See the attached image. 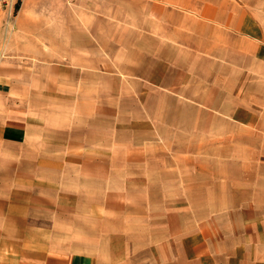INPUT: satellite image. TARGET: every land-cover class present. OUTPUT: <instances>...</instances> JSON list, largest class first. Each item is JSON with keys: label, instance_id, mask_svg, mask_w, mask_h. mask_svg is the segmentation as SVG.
<instances>
[{"label": "crops", "instance_id": "obj_1", "mask_svg": "<svg viewBox=\"0 0 264 264\" xmlns=\"http://www.w3.org/2000/svg\"><path fill=\"white\" fill-rule=\"evenodd\" d=\"M16 10V35L27 38L33 15L19 3ZM69 14V29L60 27L66 40L48 54L40 47L26 53L13 42L0 53V264H264L262 207L225 209L200 224L140 237L123 227L120 200L106 196L122 193L121 177L135 192L164 173L147 166L146 145L119 149L117 129L148 128L155 95L192 102L182 94L201 85L187 61L205 48L200 20L184 10L172 20L170 7L149 0L139 13L143 22H119L112 42L95 16L81 27L75 8ZM213 22L227 38H213L211 50L219 44L239 55L241 27L229 18ZM250 40L244 54L255 56ZM127 97L138 100V120L124 105ZM124 144L133 147L131 139ZM135 161H143L137 176Z\"/></svg>", "mask_w": 264, "mask_h": 264}, {"label": "rangeland", "instance_id": "obj_2", "mask_svg": "<svg viewBox=\"0 0 264 264\" xmlns=\"http://www.w3.org/2000/svg\"><path fill=\"white\" fill-rule=\"evenodd\" d=\"M148 1L19 0L25 15H33L25 23L30 36L16 35L21 30L14 22L16 10L9 25L2 22L0 53L7 54V45L12 42L15 47L24 46L26 53H35L39 47L44 53L60 47L67 37L60 34V27L69 29L72 7L79 26L91 25L95 16V24L114 37L112 42L118 41L119 22H143L140 14ZM154 2L170 7L172 20L178 19L181 10L200 20L199 31L204 33L199 41L205 48L201 54L194 53L192 60L184 57L192 66L193 79L201 82L194 85L200 86L199 91L182 94L192 102L179 97L178 101L170 94L155 95L147 104V119L151 123L148 128L117 129L119 149L139 151L146 145L145 150L151 154L146 159L147 166L161 167L164 172L160 179L151 174V181L141 183L135 192H127V185L123 184L126 176L121 177L122 193L106 195L108 200H120L123 227L135 228L140 237L145 230L157 232L172 225L200 224L206 216L225 209L264 208V0ZM82 12L89 17L85 21L80 18ZM227 18L233 26L241 27L235 42L240 47L239 55L219 44L211 50L213 38L226 41L227 37L217 33L216 26H210L214 19ZM247 35L253 40L255 56L244 54L252 42ZM126 37L134 38L132 30L126 31ZM137 101L124 98V105H131L130 114L135 120L143 115L139 114ZM130 139L133 147H126L124 143ZM135 163L137 176L143 161ZM144 186L150 189H143Z\"/></svg>", "mask_w": 264, "mask_h": 264}, {"label": "built area", "instance_id": "obj_3", "mask_svg": "<svg viewBox=\"0 0 264 264\" xmlns=\"http://www.w3.org/2000/svg\"><path fill=\"white\" fill-rule=\"evenodd\" d=\"M19 0H0V20L9 25Z\"/></svg>", "mask_w": 264, "mask_h": 264}]
</instances>
